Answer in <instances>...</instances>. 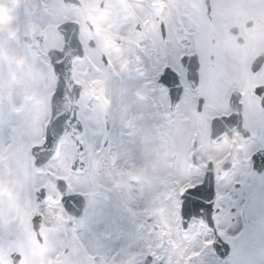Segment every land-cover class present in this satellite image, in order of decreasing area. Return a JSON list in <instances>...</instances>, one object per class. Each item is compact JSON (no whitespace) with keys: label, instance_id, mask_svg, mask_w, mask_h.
Returning a JSON list of instances; mask_svg holds the SVG:
<instances>
[{"label":"snow or ice","instance_id":"snow-or-ice-1","mask_svg":"<svg viewBox=\"0 0 264 264\" xmlns=\"http://www.w3.org/2000/svg\"><path fill=\"white\" fill-rule=\"evenodd\" d=\"M81 4L40 0L29 47L55 79L43 114L5 110L0 97V132L8 141L0 139V156H8L9 179L27 173L38 181L26 197L29 214L0 221V261L11 264L6 257L13 255L24 264L34 246L36 264H246L256 217L264 219V186L250 192L239 169L249 164L264 175V55L242 63L216 31L217 20L242 0H141L133 16L117 11L119 43L96 55L91 93L75 73L98 41L86 45L79 24L62 16ZM49 29L63 48L46 47ZM232 39L264 46V29L242 27ZM105 73L135 75L148 94H134L163 109L164 124L154 127L166 128V139L145 148L142 165L113 151L112 102L97 79ZM123 123L133 126L131 118ZM13 153L23 159L16 163ZM134 234L135 242L115 246ZM181 234L203 241L186 245Z\"/></svg>","mask_w":264,"mask_h":264},{"label":"rangeland","instance_id":"rangeland-1","mask_svg":"<svg viewBox=\"0 0 264 264\" xmlns=\"http://www.w3.org/2000/svg\"><path fill=\"white\" fill-rule=\"evenodd\" d=\"M105 13L107 14V12ZM105 18L106 16H100L96 26L99 51L111 49L114 46V44L110 46L107 41H100V37L108 30V23L105 22ZM35 29H39V26H33L30 31H35ZM3 31L5 39L0 37V97L6 102L5 110L14 106L24 107L23 105L30 104L26 107L33 112L34 116L42 115L44 112L42 107L45 100L44 94L54 86V78L50 75V71L43 67L35 51L29 47L31 44L28 40H18L15 46L10 40L11 25L4 26ZM51 34L53 35L52 30L48 32L47 37ZM22 36H26V33H22ZM48 40L50 41L51 38ZM52 42L49 45L58 48L59 41L53 40ZM46 47L49 46L46 44ZM92 56L95 58V52ZM75 75L82 83V76L85 75L84 70H76ZM149 77L150 74H147L143 79H149ZM100 80L102 81L101 90L112 102L113 151L119 155L121 161L127 160L137 166L144 164V155L147 154L144 152L145 148L151 149L153 143L158 144L162 139H166L164 136L166 128L157 130L154 127V125L164 124L162 118H157L156 106L153 107V104L147 101L148 99H139L134 94L140 90L147 95L148 90L141 87L142 80L136 78L135 75L131 79L125 77L123 79L124 84L117 85L119 87L112 85L118 83L111 74L105 73L100 77ZM86 90L88 93L93 91L91 81L87 83ZM149 99L154 101L151 97ZM147 114L149 118H146ZM129 118L133 120V126L132 128H125L123 121ZM128 132H132L134 135H126ZM121 133H125V135H121ZM0 139H5L3 132H0ZM5 142L8 141L5 139ZM10 155L16 163L23 159L22 154L13 153ZM8 163V156H0V164L3 165V171L0 172V221H7L9 214L21 218L29 214L26 197L31 185L38 182L27 173L26 179L10 180L7 171ZM242 174L247 181V188L250 192L255 193L264 186V175H254L248 169ZM116 219H119V216ZM5 231V225L0 223V241H2ZM133 233H135L134 228ZM113 239H115V234ZM180 239L186 245H198L202 243L203 236L181 235ZM129 242H135V234L131 237L121 236L119 240H116L115 246L118 247L121 243L127 244ZM105 243L112 244V241L109 240ZM37 255H39V251L34 246H30L29 251L23 253L24 264H36L35 257ZM6 258L12 264L10 255ZM245 261L246 264H264V219L260 217H256L251 244ZM0 264H3V261H0Z\"/></svg>","mask_w":264,"mask_h":264},{"label":"flooded vegetation","instance_id":"flooded-vegetation-1","mask_svg":"<svg viewBox=\"0 0 264 264\" xmlns=\"http://www.w3.org/2000/svg\"><path fill=\"white\" fill-rule=\"evenodd\" d=\"M39 3L40 0H0V37H4L2 30L4 22L6 24H19L25 27L39 26L36 23L41 17ZM140 3L141 0H82L80 7L63 10L62 16L70 21H76L81 27H87V29L83 28L80 34L81 40L86 43L93 38L96 39V35L98 34L96 30L98 19L102 15L106 16L105 22L108 23V30L105 33V38L101 36L100 41H107L111 46L112 44L119 43L114 38V26H119L116 12L119 11L123 15L133 16L135 15L136 6ZM105 4L108 7H105ZM117 5H119L118 9L116 8ZM6 14L9 16L4 21L3 16ZM242 27L246 29L254 27L264 29V0H242V5L239 8L220 17L216 22L219 40L230 48L240 62L250 63L256 57L264 55V46L258 44L255 40L232 39L233 35ZM92 54H90L89 59L95 65V58ZM97 54L98 52H95V57ZM149 78H151V74ZM154 103H156L155 100L151 102V104ZM162 110L159 104L156 103L157 118H161L160 112ZM247 169L251 171L250 165L243 164L239 172L243 173Z\"/></svg>","mask_w":264,"mask_h":264},{"label":"water","instance_id":"water-1","mask_svg":"<svg viewBox=\"0 0 264 264\" xmlns=\"http://www.w3.org/2000/svg\"><path fill=\"white\" fill-rule=\"evenodd\" d=\"M72 54H73L72 51L67 50V56L70 57ZM202 203H203L204 205H206V206L208 205V202H203V201H202ZM221 249L224 250V247H221Z\"/></svg>","mask_w":264,"mask_h":264},{"label":"bare ground","instance_id":"bare-ground-1","mask_svg":"<svg viewBox=\"0 0 264 264\" xmlns=\"http://www.w3.org/2000/svg\"><path fill=\"white\" fill-rule=\"evenodd\" d=\"M146 118H149V115H148V114L146 115ZM117 220H119V219H117ZM240 224H241V226H242V223H241V221H240Z\"/></svg>","mask_w":264,"mask_h":264}]
</instances>
